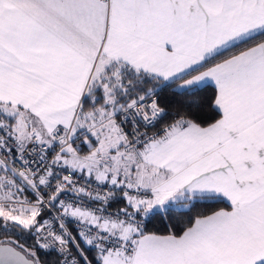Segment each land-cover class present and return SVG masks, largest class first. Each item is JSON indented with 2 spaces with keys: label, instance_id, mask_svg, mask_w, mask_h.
<instances>
[{
  "label": "snow or ice",
  "instance_id": "6c2138e0",
  "mask_svg": "<svg viewBox=\"0 0 264 264\" xmlns=\"http://www.w3.org/2000/svg\"><path fill=\"white\" fill-rule=\"evenodd\" d=\"M0 172V264H264V0H0Z\"/></svg>",
  "mask_w": 264,
  "mask_h": 264
},
{
  "label": "trees",
  "instance_id": "16d2710c",
  "mask_svg": "<svg viewBox=\"0 0 264 264\" xmlns=\"http://www.w3.org/2000/svg\"><path fill=\"white\" fill-rule=\"evenodd\" d=\"M214 94H215V91L212 85L205 84L202 86L201 91L199 93V98L201 99L203 104H202L201 110L199 111V119H198V122L202 124H207V123L212 122V120L209 119V117H214V118L218 117L216 112H214L212 107L210 106L211 101L214 98ZM163 95H167L171 97L170 92L162 93V96ZM162 106L164 105L162 104ZM176 107H177L176 105H170L168 106V111L170 113H174ZM172 118H173L172 115L165 117L163 120L157 123L155 128H152L151 130L156 129L160 126H164L168 123H171ZM24 195L28 196L29 199H34L30 191L25 192ZM113 207L115 208V206ZM227 207H228V203L223 198H218L215 200L198 201L196 202L195 206L191 209V211H179V212L172 213L171 217L167 221V224L173 225L174 226L173 230L179 232L180 230H182L183 227L188 225L189 219L194 218L195 215L209 214L210 212L216 209L227 208ZM146 230L156 231L159 233H165L168 229L165 224L160 222L159 217H156L147 224ZM3 236H9V237L2 238ZM8 240H17L20 243L25 244L26 246H29V247L32 246V244L34 243V239L31 236H29L27 233L17 234L14 232L0 231V241L7 242ZM38 254H41V253L38 252ZM88 254L91 258L92 255H95V252L89 251ZM41 258L45 259L43 255H41Z\"/></svg>",
  "mask_w": 264,
  "mask_h": 264
},
{
  "label": "built area",
  "instance_id": "2783aa9c",
  "mask_svg": "<svg viewBox=\"0 0 264 264\" xmlns=\"http://www.w3.org/2000/svg\"><path fill=\"white\" fill-rule=\"evenodd\" d=\"M121 117H117V122L119 123ZM165 126V125H164ZM164 126H160L156 129H153V130H150V132H157L159 133L160 130L163 129ZM130 128V125L126 126V130H128ZM77 144H74L73 147H80V143L79 141L76 142ZM56 151H59V146H57L56 148ZM17 155L16 151L13 150L12 151V156L15 157ZM51 158V157H49ZM16 167L20 168L21 167V164L20 162L17 160L16 161ZM33 167H35V165H33ZM54 171L60 173L61 176L63 175H71V173L67 172V171H63L60 167H57L54 169ZM72 179L76 181V184L78 187H85L87 186L89 189H92V188H97L98 190H101L100 187L94 182V179L93 180H88L87 178V174H81L79 172H77L75 175H72ZM53 184H55V181H53ZM61 199H65V197H61ZM85 205L87 206V201H85ZM113 210H114V207H113ZM48 218V212L45 211L44 213V216L42 217V219H47ZM72 225L70 224L69 227H71Z\"/></svg>",
  "mask_w": 264,
  "mask_h": 264
},
{
  "label": "crops",
  "instance_id": "0c3cea01",
  "mask_svg": "<svg viewBox=\"0 0 264 264\" xmlns=\"http://www.w3.org/2000/svg\"><path fill=\"white\" fill-rule=\"evenodd\" d=\"M207 84H210V85H212L213 86V88H214V91H215V87H214V84L212 83V82H208ZM215 95V94H214ZM214 99V98H213ZM218 118V117H217ZM80 152H81V155H84V154H86L87 153V151H88V149L86 148V147H84V146H82V145H80V150H79ZM225 201L228 203V207L227 208H224V209H229L230 208V203L225 199ZM219 209H221V208H219ZM219 209H216V210H214V211H217V210H219ZM213 212V211H212ZM211 213V212H210ZM209 213V214H210Z\"/></svg>",
  "mask_w": 264,
  "mask_h": 264
},
{
  "label": "rangeland",
  "instance_id": "374dc122",
  "mask_svg": "<svg viewBox=\"0 0 264 264\" xmlns=\"http://www.w3.org/2000/svg\"><path fill=\"white\" fill-rule=\"evenodd\" d=\"M77 149L80 150V147H78ZM0 175H4V173L3 172H0ZM7 237H9V236H3L2 238H7Z\"/></svg>",
  "mask_w": 264,
  "mask_h": 264
},
{
  "label": "water",
  "instance_id": "95a60500",
  "mask_svg": "<svg viewBox=\"0 0 264 264\" xmlns=\"http://www.w3.org/2000/svg\"><path fill=\"white\" fill-rule=\"evenodd\" d=\"M3 242H6V241H3ZM14 246V245H13Z\"/></svg>",
  "mask_w": 264,
  "mask_h": 264
}]
</instances>
